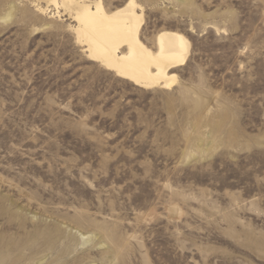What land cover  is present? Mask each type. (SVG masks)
Here are the masks:
<instances>
[{
	"label": "rangeland",
	"instance_id": "374dc122",
	"mask_svg": "<svg viewBox=\"0 0 264 264\" xmlns=\"http://www.w3.org/2000/svg\"><path fill=\"white\" fill-rule=\"evenodd\" d=\"M136 1L147 46L191 42L170 88L90 58L44 1L0 0L9 263L264 264V0Z\"/></svg>",
	"mask_w": 264,
	"mask_h": 264
},
{
	"label": "bare ground",
	"instance_id": "6f19581e",
	"mask_svg": "<svg viewBox=\"0 0 264 264\" xmlns=\"http://www.w3.org/2000/svg\"><path fill=\"white\" fill-rule=\"evenodd\" d=\"M37 1L38 4L45 2V6H37L40 14L54 11L51 18L66 16L75 23L69 27L77 43L84 47L90 58L143 88H170L177 79L172 70L183 66L189 58L191 42L178 31L159 32L155 38V50L142 41L144 8L136 0H128L123 7L110 12L104 0ZM22 224L23 221L20 226ZM78 234L83 245L92 240L91 236ZM20 244L7 241L0 233V262L9 263L17 259L21 254Z\"/></svg>",
	"mask_w": 264,
	"mask_h": 264
}]
</instances>
